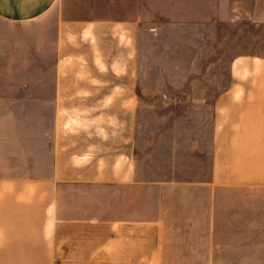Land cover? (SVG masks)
I'll list each match as a JSON object with an SVG mask.
<instances>
[{
  "label": "crops",
  "instance_id": "0c3cea01",
  "mask_svg": "<svg viewBox=\"0 0 264 264\" xmlns=\"http://www.w3.org/2000/svg\"><path fill=\"white\" fill-rule=\"evenodd\" d=\"M262 25L264 0H0V264H264V218L215 205L264 188V55L208 77Z\"/></svg>",
  "mask_w": 264,
  "mask_h": 264
},
{
  "label": "rangeland",
  "instance_id": "374dc122",
  "mask_svg": "<svg viewBox=\"0 0 264 264\" xmlns=\"http://www.w3.org/2000/svg\"><path fill=\"white\" fill-rule=\"evenodd\" d=\"M250 38L245 35V38L238 37L235 39V43L226 50L221 56L217 63L219 65L220 71L216 67H210L208 70V77H212L216 79L217 77L223 78L225 72V66L227 64L228 58L230 54L233 52H248L264 55V25L261 26L260 29V37L258 38V29L254 26L250 28ZM245 34H247V30L245 28ZM243 50V51H242ZM216 58V54H215ZM216 60V59H215ZM232 191L231 189H220L219 195L215 200V205L218 206V217L219 221L225 220L226 218L234 219L236 222L239 221L238 228H235V235L239 237H245L250 235V230L247 228H243V221L252 220L253 223H257L259 219L264 218V188H244V187H235ZM6 207L14 206L11 201L5 204ZM9 212L5 215L0 214V220L3 218L7 219L9 216ZM10 227L8 228H0V234L2 231H10ZM256 233L257 231L253 229ZM255 233V234H256ZM251 234H254L252 231ZM220 235H226L225 227L221 229ZM226 246V245H220ZM236 247H242L241 249L248 250L252 245L248 244H240L235 245ZM222 250V249H221Z\"/></svg>",
  "mask_w": 264,
  "mask_h": 264
}]
</instances>
